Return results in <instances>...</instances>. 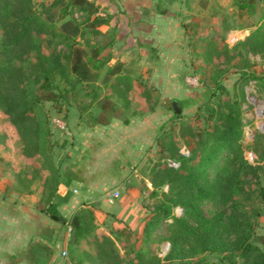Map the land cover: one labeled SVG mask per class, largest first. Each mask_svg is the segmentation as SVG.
Wrapping results in <instances>:
<instances>
[{
	"label": "rangeland",
	"instance_id": "374dc122",
	"mask_svg": "<svg viewBox=\"0 0 264 264\" xmlns=\"http://www.w3.org/2000/svg\"><path fill=\"white\" fill-rule=\"evenodd\" d=\"M45 1L47 0H31L32 10L49 26L56 28L63 21L60 18L61 5L52 8L49 12H42L40 2ZM89 1H94L99 5V0ZM182 3L184 6L182 11L174 13L179 22L186 24L185 29L190 37L181 49L185 59L174 68L173 82L176 87L178 86V91L164 96L163 92L155 86H160L162 83L167 87L171 82L165 79L162 82L156 81V85L146 78L143 72L144 64L139 63L142 59L140 57L146 58V56H142L139 50L133 48L126 50L122 55L124 63L120 64L121 74L124 73L132 85L128 96H132V99L128 107L123 108L121 100L109 87L105 86L98 87L96 91L98 101L90 108H82V103L77 106V101L67 103V106L62 103L61 107L65 108L62 112L65 116L63 120L61 119L62 113L56 112L51 103L43 102L42 104L52 142L50 154L55 166L59 170H62L64 166L77 170L86 184L100 187L96 194L86 199L87 202L83 203V206L72 207L69 211H64L66 218H69L79 209H88L89 213L85 216L88 220L90 219L92 228L86 240L80 241L75 253L70 254L64 245L69 229L66 226L63 243L57 247L58 261L62 264H73L74 261L87 264L83 254L93 255L96 251V242L93 241V237L96 236L95 239L98 242L103 234L112 239L116 251L123 258L122 264H134L135 251L141 252L145 260L153 256L161 259L168 252L172 233L169 220L157 223L148 236H145L142 231L143 224L153 215L154 207L163 199L162 193H166L170 198L173 197L170 184L162 182L153 185L149 176L157 169L155 167L157 162H166L168 166L170 162L176 163L164 155L162 143L169 137L175 143L178 154H181V151H187V155H181L184 158L191 155L196 141L194 133L204 124L206 112L203 106L205 104L212 108L221 106L226 112L228 109H225V105L229 102L232 112L238 110V119L242 129L241 156L247 163L259 168V176L264 184V58L261 57V53H252L247 42L249 32L253 30L252 27L257 28L264 21V12L251 14L229 12L225 0H184ZM103 5L109 12H113L109 5V8L107 4ZM68 10L67 16H63L64 19L73 18L84 31L81 36L75 38V42L80 48L85 47L88 50L90 46L101 40L98 31L93 32L85 27L95 16L94 11L92 7L88 8L92 11L90 14L86 12L87 10L83 12L75 8ZM95 12L104 11L97 9ZM121 12H148V7L139 6L136 3L132 8L123 9ZM47 14L51 17L47 18ZM2 38L0 28V43ZM35 39L45 53L52 50L60 55L66 54L64 45L53 43V40L57 42L58 39L52 38L51 34H43ZM209 39H211L214 52L210 53L209 60H205V51L202 47L203 43L208 42ZM192 44L194 46H191ZM113 54L116 59L119 56V50H115ZM62 62H65V59ZM202 79L208 84L206 88L201 84ZM215 79L219 80V86L223 87V90L216 89L214 96L209 100H199L198 93L216 88L213 83ZM145 94H147V99H145ZM81 96L82 92L79 98ZM104 96L109 98V102L107 101V107L102 111L99 106ZM195 97L198 99L197 103H193V99L196 101ZM170 99L178 100L180 107L186 100L191 104L178 107L179 116H175L169 103ZM84 100L87 102L89 97L85 96ZM150 105L153 110L147 111ZM100 114L107 117L108 121L116 120L119 125L121 123L127 125L130 121L143 118L149 123L147 129L149 138L143 146L132 149L133 152L126 148L128 153L115 155L119 157L117 159H114L115 156L97 160L82 157L83 151L86 150L84 146L88 151H92L94 142L105 139L102 135H98L97 141L89 139L84 142L82 139L81 132L94 125L92 116L100 118ZM57 122L62 123L64 129L59 128ZM116 130L119 131V129ZM127 133H129L128 138L133 137L134 129H129ZM110 137L109 142L114 143L118 136ZM23 146L14 127L0 111V186L7 185L11 189L13 172L17 170L21 172L22 177L29 178L33 173L32 169L39 168L40 159L25 157ZM115 146L112 145L113 148ZM234 154L233 152L219 153L213 164L217 165V169L228 172L234 167ZM213 164L205 167L209 179L213 177ZM27 168L29 171L24 174ZM119 170L122 171L117 177L112 178L111 175L118 173ZM39 171L40 174L44 173L41 169ZM246 178L249 176L247 175ZM251 204L259 212L254 217L255 232L257 235H263L264 203L253 202ZM172 210L174 215L181 218L192 229H196L195 222L183 211L182 207L176 205ZM199 210L205 218H211L218 212H225L227 204L223 205L216 199H203L199 201ZM244 210L249 211V205H244ZM227 232L228 229H224L221 225L220 236L223 239L230 236V233L226 235ZM259 246L264 251V245ZM61 251L65 254L62 255ZM192 256L204 258L207 261L217 259V256L212 253H194ZM128 260H133V262Z\"/></svg>",
	"mask_w": 264,
	"mask_h": 264
},
{
	"label": "trees",
	"instance_id": "16d2710c",
	"mask_svg": "<svg viewBox=\"0 0 264 264\" xmlns=\"http://www.w3.org/2000/svg\"><path fill=\"white\" fill-rule=\"evenodd\" d=\"M254 0H235L238 10L251 7ZM42 12H49L52 8L61 5L60 18L63 21L59 26L52 28L32 10L31 0H0V28L3 38L0 43V111L8 118L19 138L22 140L23 155L30 158H39V168H33L29 178L21 176L19 170L13 172V187L17 191H29L28 187L36 181L39 185V210L51 220L60 225L59 231L64 232L69 227L65 240L67 251L72 254L77 250L80 241L86 240L92 228L90 219L85 214L88 209H79L69 218L59 212V206L68 200L69 194L59 196L55 193L58 183L68 184L71 180H82L81 174L68 166L59 170L55 166L50 149V131L48 121L43 111V102L51 103L56 112L62 113L65 108L61 104L77 101L82 108H90L98 101L97 89L100 86L109 87L121 100L126 108L130 105L132 85L130 79L120 73V62H111L112 34L100 33L97 27L105 23L106 19L94 16L86 24L87 30L99 34L101 40L88 48H80L75 42L77 36L84 31L73 18L64 19L69 8L86 11L90 14L98 9L94 1L89 0H47L40 2ZM92 7V11L88 10ZM66 8H68L66 10ZM239 12V11H238ZM253 12H247L251 14ZM51 17L47 14V18ZM261 24V23H260ZM186 28V24H182ZM51 34L57 42L64 45L66 54L60 55L52 50L43 52L36 37ZM187 38L190 37L186 32ZM52 43L51 40H49ZM248 46L252 53H261L264 58V21L248 35ZM191 46H194L192 44ZM204 59H210L214 52L211 39L203 43ZM65 59V62L62 60ZM214 90H205L197 94L201 101L209 100L215 90H223L219 80L213 82ZM203 87L208 84L201 80ZM82 92L81 98L79 94ZM148 94V93H147ZM145 94V99H147ZM85 96L89 100L85 102ZM196 98V97H195ZM128 99V100H127ZM193 99V103H197ZM108 97H103L100 110L107 107ZM109 102V101H108ZM175 116H179L182 106L191 102L180 103L176 99L169 100ZM235 103V101H234ZM67 106V105H66ZM112 107V104H111ZM179 107V108H178ZM206 116L203 127L197 128L194 136L196 141L191 155L184 158L178 154L171 137L163 141L162 147L165 157L177 163L176 168L168 166L166 162H157V169L149 176L151 184L167 182L171 186L172 198L162 193L163 199L154 207L151 218L143 224L142 231L148 236L160 221L169 220L172 227L168 252L160 259L150 257L145 260L143 254L135 251L134 264H264V251L259 245H264V234L255 232V216L259 214L253 202L264 203V184L259 176V168L247 163L241 156V122L238 119V110L232 112V106L226 102L225 109L218 106L212 108L205 104ZM150 105L147 111H152ZM146 111V110H145ZM62 113L61 119L63 120ZM94 124H105L108 118L100 114V118L92 116ZM233 152L234 167L224 172L213 164L219 153ZM213 164V177L207 178L205 167ZM30 166H28L29 168ZM41 167V168H40ZM25 171L26 174L29 169ZM39 169L44 173L40 174ZM22 174V175H24ZM247 175L249 178H246ZM27 177V176H26ZM216 199L221 204H227L225 212H218L211 218H205L199 210V201ZM244 201V202H243ZM250 210H244V205ZM182 207L196 224L192 229L181 218L173 214L174 206ZM228 229L223 239L220 228ZM113 232V231H111ZM62 238L59 240L62 245ZM96 242V251L92 255L84 253L87 264H122L123 258L116 251L112 239L101 235ZM55 247V246H54ZM187 247V248H185ZM45 246H37L30 250L39 253L47 259L50 252ZM212 253L217 256L216 261H207L204 258H194L192 254ZM42 260V259H41ZM73 264H81L74 261Z\"/></svg>",
	"mask_w": 264,
	"mask_h": 264
},
{
	"label": "crops",
	"instance_id": "0c3cea01",
	"mask_svg": "<svg viewBox=\"0 0 264 264\" xmlns=\"http://www.w3.org/2000/svg\"><path fill=\"white\" fill-rule=\"evenodd\" d=\"M183 1L99 0L98 9L104 12H94L95 16L106 19L105 23L97 27L100 33L108 32L113 36L110 46L111 62L117 60L123 65L122 55L127 49L139 50L142 56H146V58L140 57L142 59L139 62L144 64L145 77L152 80L154 84L156 81L162 82L165 79L171 82L167 87L162 83L160 86H155L163 92L164 96L179 90L173 82L174 68L185 59L181 49L183 44H186L187 35L186 29L174 12L182 11ZM225 1L229 12H264V0H254L251 7H244L241 10L235 6V0ZM136 3L139 6L148 7V12H121L123 9L132 8ZM103 4L109 5L113 12L105 9ZM255 27L252 28L255 29ZM115 50H119V56L116 59L113 54ZM132 126L135 127L132 128ZM148 127V121L143 118L130 121L127 125L124 123L119 125L116 120H110L105 124H94L81 132L84 142L89 139L97 141L98 135L104 136L105 139L94 142L92 151H88L84 146L86 150L83 151L82 157L97 160L123 155L125 152L128 153V150L133 152L132 149L146 143L149 138ZM129 129H134V136L130 138L127 137ZM113 135L118 136L117 140L110 143V136ZM112 145L119 148L115 149ZM117 158L119 157H114V159ZM121 171L113 173L112 178L117 177ZM95 186H90L82 180H71L68 184L58 183L55 193L59 196L69 194L68 200L59 206L61 215L66 218L64 211L83 206L82 204L87 202L86 199L96 194L100 188ZM28 190L20 192L13 186L11 189L7 185L0 186V264H62L58 261L57 247L60 245L61 237H63L61 241L63 243L64 232L59 231L58 223L39 210L42 205L38 204V183L33 181ZM37 246H45L49 251L54 248L55 250L50 252L47 259H44L39 253L30 252Z\"/></svg>",
	"mask_w": 264,
	"mask_h": 264
},
{
	"label": "built area",
	"instance_id": "2783aa9c",
	"mask_svg": "<svg viewBox=\"0 0 264 264\" xmlns=\"http://www.w3.org/2000/svg\"><path fill=\"white\" fill-rule=\"evenodd\" d=\"M57 126H59V128H61V129H64V127H63V124H62V123H61V124H59V122H57ZM181 154H182V155H187V151H185V152H184V151H181ZM169 165L175 168V167L177 166V163L170 162V163H169ZM61 254H62V255H64V254H65V252H64V251H61Z\"/></svg>",
	"mask_w": 264,
	"mask_h": 264
}]
</instances>
